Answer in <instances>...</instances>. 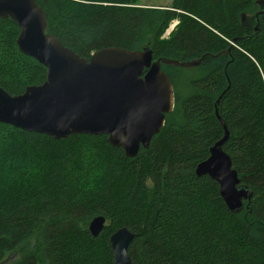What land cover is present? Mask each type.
<instances>
[{
    "label": "trees",
    "instance_id": "obj_1",
    "mask_svg": "<svg viewBox=\"0 0 264 264\" xmlns=\"http://www.w3.org/2000/svg\"><path fill=\"white\" fill-rule=\"evenodd\" d=\"M255 1L36 0L47 31L85 57L104 46H149L153 59L205 55L161 64L174 106L135 156L104 133L54 138L0 121V264H113L109 235L120 226L134 233L132 264H264V16L256 20ZM18 33L0 16V86L11 94L46 77ZM216 107L229 131L223 149L250 192L238 212L215 179L195 173L223 135ZM97 215L105 224L94 236Z\"/></svg>",
    "mask_w": 264,
    "mask_h": 264
},
{
    "label": "water",
    "instance_id": "obj_2",
    "mask_svg": "<svg viewBox=\"0 0 264 264\" xmlns=\"http://www.w3.org/2000/svg\"><path fill=\"white\" fill-rule=\"evenodd\" d=\"M255 2L258 21L264 16V0ZM0 16L17 23L19 50L46 67L44 81L27 85L21 93L11 94L0 86V121L54 138L104 133L112 145L122 147L128 156H135L140 147L148 146L163 126L165 114L173 109V84L161 64L193 66L205 55L187 60L165 56L153 59L149 46H104L85 57L47 31L45 11L36 0H0ZM215 112L223 135L210 146L209 155L196 164L195 173L215 179L226 206L238 212L250 192L240 184L231 157L223 149L229 131L217 107ZM104 224L103 215L94 216L89 223L91 234L97 235ZM133 237L126 226L109 235L113 264H132L128 248Z\"/></svg>",
    "mask_w": 264,
    "mask_h": 264
},
{
    "label": "rangeland",
    "instance_id": "obj_3",
    "mask_svg": "<svg viewBox=\"0 0 264 264\" xmlns=\"http://www.w3.org/2000/svg\"><path fill=\"white\" fill-rule=\"evenodd\" d=\"M140 4H148V5H158V6H166V5H170V3H171V0H137ZM175 20V19H174ZM174 20H172L171 22H170V24L171 23H173V21ZM169 24V25H170ZM175 25V24H174ZM174 25H173V27H174ZM169 27V26H168ZM167 27V28H168ZM172 27V28H173ZM166 28V29H167ZM171 28V29H172ZM170 29V30H171ZM166 31V30H165ZM170 32V31H169ZM169 33H167V34H165V32H164V35H168Z\"/></svg>",
    "mask_w": 264,
    "mask_h": 264
},
{
    "label": "built area",
    "instance_id": "obj_4",
    "mask_svg": "<svg viewBox=\"0 0 264 264\" xmlns=\"http://www.w3.org/2000/svg\"><path fill=\"white\" fill-rule=\"evenodd\" d=\"M176 22H177V19H175V20L173 21V23H171V24L169 25V27H168V28L166 29V31H165V34L169 33L170 29L173 27V25H174Z\"/></svg>",
    "mask_w": 264,
    "mask_h": 264
}]
</instances>
